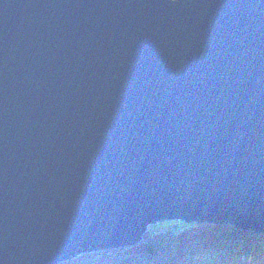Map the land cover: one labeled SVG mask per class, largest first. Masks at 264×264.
Wrapping results in <instances>:
<instances>
[{
  "label": "water",
  "instance_id": "obj_1",
  "mask_svg": "<svg viewBox=\"0 0 264 264\" xmlns=\"http://www.w3.org/2000/svg\"><path fill=\"white\" fill-rule=\"evenodd\" d=\"M167 218L264 233V0H0V264Z\"/></svg>",
  "mask_w": 264,
  "mask_h": 264
},
{
  "label": "trees",
  "instance_id": "obj_2",
  "mask_svg": "<svg viewBox=\"0 0 264 264\" xmlns=\"http://www.w3.org/2000/svg\"><path fill=\"white\" fill-rule=\"evenodd\" d=\"M59 264H264V233L231 223L163 221L138 242L82 253Z\"/></svg>",
  "mask_w": 264,
  "mask_h": 264
},
{
  "label": "rangeland",
  "instance_id": "obj_3",
  "mask_svg": "<svg viewBox=\"0 0 264 264\" xmlns=\"http://www.w3.org/2000/svg\"><path fill=\"white\" fill-rule=\"evenodd\" d=\"M171 220H177V219H173V218H167V219H164V220H159V221H157V222H154V223H152V224H149V226L147 227V229L148 228H150V227H152V226H155V225H157V224H160V223H163V221L164 222H167V221H171ZM199 223H201V222H199ZM204 223H206V222H204ZM207 223H212V222H207ZM218 224H225V223H218ZM226 224H229V223H226ZM232 224V223H231ZM234 225V224H233ZM146 229V230H147ZM145 230V231H146ZM246 230V229H245ZM250 231H253V230H250ZM260 233H263V232H260ZM144 234V233H143ZM143 237V236H142ZM116 248V247H115Z\"/></svg>",
  "mask_w": 264,
  "mask_h": 264
},
{
  "label": "bare ground",
  "instance_id": "obj_4",
  "mask_svg": "<svg viewBox=\"0 0 264 264\" xmlns=\"http://www.w3.org/2000/svg\"><path fill=\"white\" fill-rule=\"evenodd\" d=\"M106 249H113V248H106ZM103 250V249H102ZM97 251V250H96Z\"/></svg>",
  "mask_w": 264,
  "mask_h": 264
}]
</instances>
